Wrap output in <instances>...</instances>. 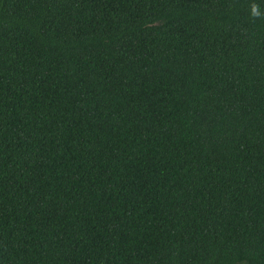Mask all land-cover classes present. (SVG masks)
Segmentation results:
<instances>
[{
	"label": "trees",
	"instance_id": "16d2710c",
	"mask_svg": "<svg viewBox=\"0 0 264 264\" xmlns=\"http://www.w3.org/2000/svg\"><path fill=\"white\" fill-rule=\"evenodd\" d=\"M0 264H264V0H0Z\"/></svg>",
	"mask_w": 264,
	"mask_h": 264
},
{
	"label": "clouds",
	"instance_id": "9594fccd",
	"mask_svg": "<svg viewBox=\"0 0 264 264\" xmlns=\"http://www.w3.org/2000/svg\"><path fill=\"white\" fill-rule=\"evenodd\" d=\"M251 15L254 18H260L262 16V13L259 10V6L256 4L251 5Z\"/></svg>",
	"mask_w": 264,
	"mask_h": 264
}]
</instances>
